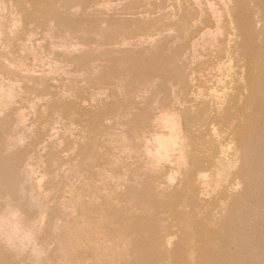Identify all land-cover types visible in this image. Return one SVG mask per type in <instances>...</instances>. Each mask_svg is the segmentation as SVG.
Instances as JSON below:
<instances>
[{"label":"rangeland","instance_id":"obj_1","mask_svg":"<svg viewBox=\"0 0 264 264\" xmlns=\"http://www.w3.org/2000/svg\"><path fill=\"white\" fill-rule=\"evenodd\" d=\"M0 220V264H264V0H0Z\"/></svg>","mask_w":264,"mask_h":264},{"label":"bare ground","instance_id":"obj_2","mask_svg":"<svg viewBox=\"0 0 264 264\" xmlns=\"http://www.w3.org/2000/svg\"><path fill=\"white\" fill-rule=\"evenodd\" d=\"M199 1H200V0H198V3H199ZM211 4H212V3H211ZM237 13H238V12H237ZM213 15H214V14H213ZM240 15H242V14H240ZM214 17H215V16H214ZM190 19H191V18H190ZM193 21H194V20H193ZM192 25H193V24H192ZM229 64H230V63H229ZM229 69H230V68H229ZM219 71H220V70H219ZM219 71H218V72H219ZM225 71H226V70H225ZM231 71H232V70H231ZM240 77H241V76H240ZM224 78H225V77H224ZM222 81H223V80H222ZM216 83H217V82H216ZM220 83H221V82H220ZM220 83H219V84H220ZM222 85H223V84H222ZM223 88L225 89L226 86L223 87ZM225 90H226V89H225ZM244 90H245V89H244ZM228 91H229V90H228ZM208 92H209V91H208ZM220 92H221V91H220ZM224 92H225V91H224ZM224 92H223V93H224ZM214 93H216V92H214ZM214 93H213V94H214ZM210 94H211V93H210ZM220 94H221V93H220ZM213 96H215V95H213ZM218 96H219V95H218ZM224 96H225V95H224ZM222 97H223V96H222ZM216 98H217V97H216ZM217 99H218V98H217ZM222 99H224V98H222ZM225 100H226V99H225ZM221 106H222V105H221ZM252 121H253V120H252ZM232 123H233V122H232ZM231 125H232V124H231ZM213 130H214V129H213ZM172 131H173V130H172ZM179 132H180V131H179ZM215 132H216V131H215ZM220 132H221V131H220ZM169 134H170V133H169ZM214 134H215V133H214ZM216 134H217V133H216ZM159 135H160V134H159ZM262 135H263V134H262ZM215 136H216V135H215ZM218 136H219V134H218ZM177 137H178V136H177ZM155 139H157V138H155ZM179 140H181V139H179ZM174 142H175V141H174L173 137L169 136V137L166 138V140H165L166 147H167V148H172V149L174 150L175 147H174V148L172 147L173 145H175ZM215 142H217V141H215ZM217 143H218V142H217ZM227 143H228V142H227ZM227 143H226V144H227ZM230 144H231V143H230ZM230 144H228V146H226V147H224V145H223V147H224V148H228ZM219 146H220V145H219ZM176 147H177V146H176ZM199 147H200V146H199ZM230 147H232V144H231ZM230 147H229V148H230ZM221 148H222V147L220 146V149H221ZM234 149H235V147H234ZM170 150H171V149H170ZM173 150H172V151H173ZM228 150H229V149H228ZM175 152H176V151H175ZM177 152H178V151H177ZM230 152H231V151H230ZM157 153H158V152H157ZM167 153H168V152H167ZM173 153H174V152H173ZM182 153H183V152H182ZM220 153H223V154H224V153H225V149L222 148V149L220 150ZM227 153H228V152H227ZM234 153H235V150H234ZM179 154H180V153H179ZM179 156H180V155H179ZM218 156H219V155H218ZM220 156L222 157V155H220ZM225 156H226V155H225ZM225 156H224V158H225ZM177 157H178V156H177ZM231 157L233 158V156H231ZM235 157H236V156H235ZM224 158H220V159L218 160L219 163L217 162L218 165L220 166L219 170H217V172L215 171V172H216V174H215V178H216V176H218L217 179H219V176H221L222 173H224L223 171H226V170H225L226 168H230V166H228V165H230V164L228 163V162H230V161L227 160V159H224ZM180 159H181V158H180ZM215 159H217V158H215ZM233 159H234V158H233ZM226 160H227V161H226ZM178 161H180V160H178ZM236 162H237V161H236ZM180 163H181V162H180ZM215 163H216V162H215ZM234 163H235V162H234ZM232 164H233V162H232ZM233 165H234V164H233ZM235 165H236V164H235ZM227 166H228V167H227ZM233 167H234V166H233ZM231 168H232V167H231ZM232 169H233V168H232ZM213 170H214V169H213ZM230 170H231V169H230ZM229 172H230V171H229ZM207 173H208V172H207ZM210 173H211V172H210ZM204 174H205V173H204ZM204 174H203V175H204ZM203 175H202V176H203ZM227 175H228V174H227ZM199 176H200V178H203L200 174H199ZM211 176H212V175H211ZM206 177H207V175L205 174V178H204V180H206ZM171 179H172V178H171ZM207 179L209 180V178H207ZM226 179H227V178H226ZM201 180H202V179H201ZM211 180H212V179H211ZM201 182H202V181H201ZM204 182H205V181H204ZM206 182H207V181H206ZM206 182H205V183H206ZM224 182H226V180H225ZM205 183L202 182L201 185H203V184H205ZM215 183H217V182H215ZM206 185L208 186V183L205 184V185H203V187L206 186ZM216 187H217V186H216ZM218 187H219V186H218ZM208 188H209V187H208ZM206 189H207V188H206ZM212 189H213V188H212ZM202 190H203V189H202ZM11 216H12V215H11ZM0 221H1V220H0ZM2 223H3V222H2ZM0 229H1V228H0ZM188 230H190V229H188ZM188 230H187V231H188ZM10 236H11V235H10Z\"/></svg>","mask_w":264,"mask_h":264}]
</instances>
